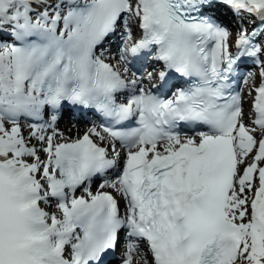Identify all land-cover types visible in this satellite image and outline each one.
Returning a JSON list of instances; mask_svg holds the SVG:
<instances>
[{
	"label": "snow or ice",
	"instance_id": "6c2138e0",
	"mask_svg": "<svg viewBox=\"0 0 264 264\" xmlns=\"http://www.w3.org/2000/svg\"><path fill=\"white\" fill-rule=\"evenodd\" d=\"M117 249L264 264V0H0V264Z\"/></svg>",
	"mask_w": 264,
	"mask_h": 264
},
{
	"label": "bare ground",
	"instance_id": "6f19581e",
	"mask_svg": "<svg viewBox=\"0 0 264 264\" xmlns=\"http://www.w3.org/2000/svg\"><path fill=\"white\" fill-rule=\"evenodd\" d=\"M148 71H151V70H149V69H147ZM246 90H247V85H245V87L243 88V92H244V94H245V96H246ZM60 130L61 131H63L64 133H65V135H68V136H72V135H77L78 133H77V129H74V128H67L65 125H63L62 123H60ZM70 129H71V131H70ZM79 130V134H81L82 133V129H78Z\"/></svg>",
	"mask_w": 264,
	"mask_h": 264
},
{
	"label": "rangeland",
	"instance_id": "374dc122",
	"mask_svg": "<svg viewBox=\"0 0 264 264\" xmlns=\"http://www.w3.org/2000/svg\"><path fill=\"white\" fill-rule=\"evenodd\" d=\"M254 71V70H253Z\"/></svg>",
	"mask_w": 264,
	"mask_h": 264
}]
</instances>
